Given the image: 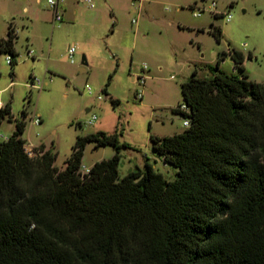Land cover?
Listing matches in <instances>:
<instances>
[{
	"label": "trees",
	"instance_id": "trees-1",
	"mask_svg": "<svg viewBox=\"0 0 264 264\" xmlns=\"http://www.w3.org/2000/svg\"><path fill=\"white\" fill-rule=\"evenodd\" d=\"M209 31L219 43L220 28ZM14 38L8 23L0 52L9 64ZM226 55L238 73L219 68ZM243 62L241 51H221L210 78L193 69L181 83L188 111H174L189 125L150 138L173 180L148 162L118 178L120 145L103 133L78 136L59 169L44 144L26 154L17 121L0 140V264H264V82ZM6 114L8 104L0 123ZM88 141L116 152L81 176Z\"/></svg>",
	"mask_w": 264,
	"mask_h": 264
},
{
	"label": "rangeland",
	"instance_id": "rangeland-1",
	"mask_svg": "<svg viewBox=\"0 0 264 264\" xmlns=\"http://www.w3.org/2000/svg\"><path fill=\"white\" fill-rule=\"evenodd\" d=\"M55 1L60 22L53 20L47 0H0V38L11 23L17 51L13 64L0 52V106H10L1 119L0 140L24 120V146L35 156L44 144L59 169L78 136L103 133L116 135L120 145L118 178L148 162L173 180L176 168L155 153L150 138L186 128L174 109L184 104L181 83L192 70L210 78L208 66L234 48L244 55L248 78L264 82V0ZM211 25L221 30L219 43ZM69 45L75 48L72 62ZM219 68L238 73L229 55ZM141 75L145 82L139 85ZM92 114L95 120L86 125ZM37 116L40 122L34 123ZM115 152L111 144L88 141L82 164L90 167Z\"/></svg>",
	"mask_w": 264,
	"mask_h": 264
},
{
	"label": "built area",
	"instance_id": "built-area-1",
	"mask_svg": "<svg viewBox=\"0 0 264 264\" xmlns=\"http://www.w3.org/2000/svg\"><path fill=\"white\" fill-rule=\"evenodd\" d=\"M86 2L90 3L91 0H85ZM47 3L49 5V7L53 10V20L56 21V22H60L62 20V16L60 14V12L58 11V2L55 1V0H47ZM211 7L214 8L215 7V2H212L211 3ZM202 10H198L197 12H194V15L198 16L200 14ZM231 18V15L228 14L227 15V20H229ZM75 52V48L74 46L72 45H69L68 48H67V55L68 57L70 58V61L72 62L73 61V54ZM11 61V58L10 56H7V62L10 63ZM145 82V78L143 75L141 76H137V83L139 85H142L144 84ZM138 96L140 97V93H138ZM179 109L180 110H183V111H188V106L186 104H181L179 106ZM95 120V115L92 114L85 122L86 125H89V124H92V122ZM40 122V117H36L34 118V123H39ZM183 125L185 127H187L189 125V119L188 118H184L183 119ZM24 149H25V152L28 156L30 157H33L34 156V151L27 147V146H24ZM89 169L90 167H87L85 166L84 164H80V167H79V173L81 174V176H83L84 174L88 173L89 172Z\"/></svg>",
	"mask_w": 264,
	"mask_h": 264
},
{
	"label": "water",
	"instance_id": "water-1",
	"mask_svg": "<svg viewBox=\"0 0 264 264\" xmlns=\"http://www.w3.org/2000/svg\"><path fill=\"white\" fill-rule=\"evenodd\" d=\"M82 63L85 64V57H84V56H82ZM78 70H79V71H84L85 69H84V67L81 66V67L78 68ZM88 111H89V110L87 109L86 112H88Z\"/></svg>",
	"mask_w": 264,
	"mask_h": 264
}]
</instances>
